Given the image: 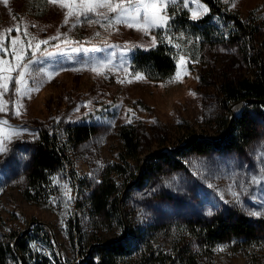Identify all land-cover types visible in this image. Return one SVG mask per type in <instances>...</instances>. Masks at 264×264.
Wrapping results in <instances>:
<instances>
[{"label":"rangeland","instance_id":"1","mask_svg":"<svg viewBox=\"0 0 264 264\" xmlns=\"http://www.w3.org/2000/svg\"><path fill=\"white\" fill-rule=\"evenodd\" d=\"M34 5L33 0H9L7 6L0 3V35L6 36V47L17 36V27L26 49L33 36V44L49 41L35 56L27 49L34 62L30 64L29 84L38 90L18 97L14 86H10L6 99L23 105L21 115H14L12 108L6 109L8 115H0V120H8L11 128L21 133L10 142L6 140L7 151L0 153V255H4L1 251L12 243L15 234L28 231L33 237H41L44 231L55 241L63 261L74 263L80 259V251L90 250L97 242L146 231L150 232L145 238L147 243L153 241V247L166 255H171L174 245L184 242L197 250L203 264H264V247L246 252L222 243L211 250L202 249L189 228L196 221L220 213L264 220V183L253 182L254 177L264 178L263 106L248 110L258 135L243 151H214L183 158L172 153L168 158L184 165L179 169L156 157L177 148L192 135L218 136L227 118L241 114L244 105L228 106L221 86L225 78L252 76L254 60H264V0H236L234 8L231 0L224 3L230 12L260 31L246 48L243 44L202 45L199 39L177 33L170 25L167 32L152 29L148 35L123 25L106 31L83 18L75 27L74 18H70L65 26L66 10L48 4L47 15L38 17L34 16ZM189 7L202 12L195 3L190 2ZM100 22L107 24L102 19ZM210 22L224 33L231 28L220 16H212ZM10 28L13 31L9 35ZM25 30L29 35H24ZM58 32L60 38L51 39ZM159 41L175 51V74L152 80L139 73L143 78L137 79V72L131 69L135 50L152 48ZM93 48L97 50L91 51ZM246 51L249 62L244 58ZM0 57L15 63L11 52L0 53ZM180 57H184L183 65L179 64ZM102 63L109 64L103 74L90 71L93 65ZM178 71L181 76L176 79ZM68 125H92L97 134L70 149L72 165H66L67 169L55 177V194L49 203L28 202L23 191L36 141L45 131L64 141ZM124 125L137 131L141 154L131 167L123 165L125 173L111 175L119 190L118 211L97 214L90 196L108 169L120 162L123 146L119 131ZM146 161L160 164L161 172L144 174L141 167ZM137 176L144 177L139 184ZM233 192L239 193L238 201ZM251 211L260 214L250 215ZM75 226L81 232L75 231ZM40 246L50 255L44 245ZM221 248L224 251H219ZM3 261L16 264L11 255Z\"/></svg>","mask_w":264,"mask_h":264},{"label":"trees","instance_id":"2","mask_svg":"<svg viewBox=\"0 0 264 264\" xmlns=\"http://www.w3.org/2000/svg\"><path fill=\"white\" fill-rule=\"evenodd\" d=\"M205 4L209 13L198 21L190 18L189 10L182 4L169 5L167 14L171 16L169 25L177 33L189 38L199 39L202 45L215 46L227 44L235 46L246 44L259 36L258 27L242 20L232 13L222 0H200ZM34 16L45 17L48 12V3L45 0H33ZM32 11V13H33ZM212 16H220L231 24V28L224 33L210 22ZM246 62L251 59L245 52ZM255 71L252 76L225 78L221 91L228 106L243 104L241 114L227 118L223 130L218 136L192 135L183 144L175 149L169 148L166 152L156 155L163 159V164H170L173 168H183V163L168 158L174 155L183 158L189 154L205 155L214 151H243L256 139L258 128L248 114L250 107H264V60H254ZM131 69L142 73L152 80H164L173 76L177 70L175 51L166 43L159 41L149 49H136L131 58ZM97 134L92 125H68L65 128V140L57 134L48 131L42 132L35 143L34 156L26 176L24 198L31 203L44 205L49 203L55 194L54 179L72 165L70 149L77 147ZM119 136L122 141L120 162L108 169L104 178L93 188L90 204L97 214L118 211L119 190L117 181L112 174L121 175L126 172L123 165L131 167L139 160L141 146L137 131L134 127L124 125L120 128ZM144 174L147 172L159 174L160 164L143 162ZM137 184L144 177H136ZM40 224V222H38ZM75 231L81 232L78 226ZM198 246L215 248L218 244H233L236 251L250 252L264 247V220L250 219L238 213H220L209 220H199L189 226ZM146 232V231H145ZM142 231L122 234L116 239L100 241L91 246V249L80 251V259L74 263H66L56 252L55 241L48 233L42 231L41 237H33L26 231L15 234L12 243L5 251H1L3 258L11 255L16 264H203L202 256L190 244L180 242L173 246L171 255L164 251H157L148 244ZM44 245L50 255L40 246Z\"/></svg>","mask_w":264,"mask_h":264},{"label":"snow or ice","instance_id":"3","mask_svg":"<svg viewBox=\"0 0 264 264\" xmlns=\"http://www.w3.org/2000/svg\"><path fill=\"white\" fill-rule=\"evenodd\" d=\"M46 3L50 5H58L60 9L66 10L63 13V24L65 26L69 25L70 18H74L76 24L86 21L89 25L100 24L101 27L105 28L107 31L109 28L116 25H123L130 29H135L142 32L144 35H148L152 29H163L167 32L169 28V21L172 18L167 15L166 9L169 5L182 4L187 7L189 3H195L198 5L202 12L194 10L189 7L190 18L192 20H198L201 15L207 14L209 9L200 4L199 0H45ZM224 3H229V0H223ZM0 3L7 6L9 0H0ZM236 6V0H231V7ZM101 9L105 11H100ZM114 14V15H109ZM92 16L97 17V19H91ZM107 21V24H103L100 21ZM13 29H7V34ZM17 36L12 38L9 46L6 45V36L0 35V53L7 55L11 52L12 60L15 63L10 62L3 57H0V115H8L9 112L6 111L7 108L14 109L13 114L20 116V109L23 107L18 101L13 102L6 99V94H8L14 86V94L18 97L29 96L31 91L38 90L29 84L28 77L31 75L30 64L34 63L31 57L28 56L27 49L32 50V56L37 55L41 50V45H47L48 40H40L33 44L36 37H32L31 40L27 42V49L25 43L20 39V29L17 27L15 29ZM24 35H29L25 30ZM60 33L58 32L56 36L51 37V39L56 40L60 38ZM98 36L99 33H96ZM152 43L155 45L156 37H152ZM17 44L19 47L17 48ZM93 48L91 51H96ZM87 51V50H86ZM110 63V62H109ZM185 63L184 57H180L179 64L183 65ZM108 63H102L93 65L90 71L96 73L97 75L103 74V70L108 68ZM15 73V76L13 75ZM181 76L180 72L176 73V79ZM137 79H142L143 77L137 73ZM192 94V93H190ZM194 95V94H193ZM131 123V119L128 120ZM21 133L9 125L8 120H0V153H5L7 147L5 141H11V138L20 136ZM254 183H264V178L257 180L253 178ZM211 187V185H209ZM67 194V192L65 193ZM234 198L239 200V193H232ZM211 215L212 213H207ZM250 215H259V212L251 211ZM219 251H224L223 248Z\"/></svg>","mask_w":264,"mask_h":264},{"label":"bare ground","instance_id":"4","mask_svg":"<svg viewBox=\"0 0 264 264\" xmlns=\"http://www.w3.org/2000/svg\"><path fill=\"white\" fill-rule=\"evenodd\" d=\"M237 110H238V108H237Z\"/></svg>","mask_w":264,"mask_h":264},{"label":"water","instance_id":"5","mask_svg":"<svg viewBox=\"0 0 264 264\" xmlns=\"http://www.w3.org/2000/svg\"><path fill=\"white\" fill-rule=\"evenodd\" d=\"M243 105V104H242Z\"/></svg>","mask_w":264,"mask_h":264}]
</instances>
